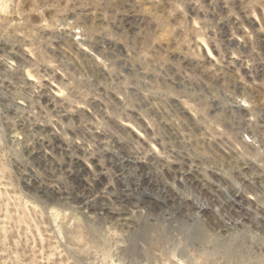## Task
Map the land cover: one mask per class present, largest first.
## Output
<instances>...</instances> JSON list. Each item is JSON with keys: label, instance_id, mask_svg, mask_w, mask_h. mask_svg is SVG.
<instances>
[{"label": "rangeland", "instance_id": "1", "mask_svg": "<svg viewBox=\"0 0 264 264\" xmlns=\"http://www.w3.org/2000/svg\"><path fill=\"white\" fill-rule=\"evenodd\" d=\"M0 264H264V0H0Z\"/></svg>", "mask_w": 264, "mask_h": 264}]
</instances>
